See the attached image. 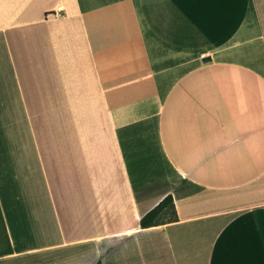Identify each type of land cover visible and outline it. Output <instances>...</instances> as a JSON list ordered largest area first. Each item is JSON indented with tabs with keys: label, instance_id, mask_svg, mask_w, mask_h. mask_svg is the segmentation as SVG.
I'll list each match as a JSON object with an SVG mask.
<instances>
[{
	"label": "crops",
	"instance_id": "1",
	"mask_svg": "<svg viewBox=\"0 0 264 264\" xmlns=\"http://www.w3.org/2000/svg\"><path fill=\"white\" fill-rule=\"evenodd\" d=\"M0 218V264H264V0H0Z\"/></svg>",
	"mask_w": 264,
	"mask_h": 264
},
{
	"label": "trees",
	"instance_id": "2",
	"mask_svg": "<svg viewBox=\"0 0 264 264\" xmlns=\"http://www.w3.org/2000/svg\"><path fill=\"white\" fill-rule=\"evenodd\" d=\"M176 219L177 214L173 202V197L171 195H167L150 211L141 216L139 223L141 228H147L155 225H161L168 222H172ZM11 252L12 247L8 239L5 247H3L0 252V256L10 254ZM96 264H101V262L99 261Z\"/></svg>",
	"mask_w": 264,
	"mask_h": 264
},
{
	"label": "built area",
	"instance_id": "3",
	"mask_svg": "<svg viewBox=\"0 0 264 264\" xmlns=\"http://www.w3.org/2000/svg\"><path fill=\"white\" fill-rule=\"evenodd\" d=\"M63 14V7L58 5L52 12L51 15L55 17H61Z\"/></svg>",
	"mask_w": 264,
	"mask_h": 264
},
{
	"label": "rangeland",
	"instance_id": "4",
	"mask_svg": "<svg viewBox=\"0 0 264 264\" xmlns=\"http://www.w3.org/2000/svg\"><path fill=\"white\" fill-rule=\"evenodd\" d=\"M4 229L0 218V249L4 247Z\"/></svg>",
	"mask_w": 264,
	"mask_h": 264
},
{
	"label": "water",
	"instance_id": "5",
	"mask_svg": "<svg viewBox=\"0 0 264 264\" xmlns=\"http://www.w3.org/2000/svg\"><path fill=\"white\" fill-rule=\"evenodd\" d=\"M208 60H209V58H204V59H203V61H205V62L208 61Z\"/></svg>",
	"mask_w": 264,
	"mask_h": 264
}]
</instances>
